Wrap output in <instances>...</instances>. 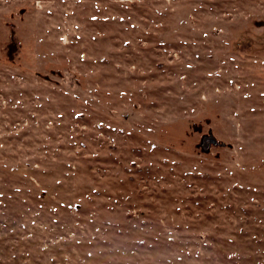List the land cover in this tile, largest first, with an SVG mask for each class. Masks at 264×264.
<instances>
[{
    "label": "rangeland",
    "instance_id": "rangeland-1",
    "mask_svg": "<svg viewBox=\"0 0 264 264\" xmlns=\"http://www.w3.org/2000/svg\"><path fill=\"white\" fill-rule=\"evenodd\" d=\"M0 264H264V0H0Z\"/></svg>",
    "mask_w": 264,
    "mask_h": 264
},
{
    "label": "water",
    "instance_id": "water-1",
    "mask_svg": "<svg viewBox=\"0 0 264 264\" xmlns=\"http://www.w3.org/2000/svg\"><path fill=\"white\" fill-rule=\"evenodd\" d=\"M27 11H28L27 6L19 7V8H16L14 11L9 12L7 16L9 19H12L14 16H17L20 21H23L24 14ZM4 22L10 29V32L8 34L9 42L7 43L8 51H7L6 59L13 61L14 56L12 54L17 52V47H18L14 39V35H15L14 24L10 20H4ZM260 23L262 24V22H259L258 24ZM50 73L51 74L57 73L58 75H61L60 72H56L54 70H51ZM33 74L36 78L46 80L48 83L56 82V80L50 77L49 73L35 70L33 71ZM215 117H218V114L215 115ZM205 122L209 123L210 118L205 119ZM194 128H196L199 131H201L202 129L201 126L194 127ZM224 146L231 147L232 145L230 143H225L221 139L216 138L214 134L212 133V130L210 127L207 129V131L201 133L198 141L194 144V147L202 153H209L212 147H224Z\"/></svg>",
    "mask_w": 264,
    "mask_h": 264
},
{
    "label": "flooded vegetation",
    "instance_id": "flooded-vegetation-1",
    "mask_svg": "<svg viewBox=\"0 0 264 264\" xmlns=\"http://www.w3.org/2000/svg\"><path fill=\"white\" fill-rule=\"evenodd\" d=\"M15 17H13V19H14ZM2 24L4 25V26H6L7 28H9L7 25H6V23L3 21L2 22ZM9 42V39H7L5 42H4V44H3V46H2V48H1V50H2V52H3V54L5 55V56H7V51H8V46H7V43ZM15 43H16V45L18 46V42H17V39L15 40ZM17 50H18V47H17ZM16 53H13L12 55L14 56Z\"/></svg>",
    "mask_w": 264,
    "mask_h": 264
}]
</instances>
